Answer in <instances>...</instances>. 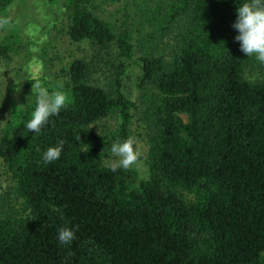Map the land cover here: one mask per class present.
<instances>
[{
	"label": "trees",
	"instance_id": "trees-1",
	"mask_svg": "<svg viewBox=\"0 0 264 264\" xmlns=\"http://www.w3.org/2000/svg\"><path fill=\"white\" fill-rule=\"evenodd\" d=\"M14 1L0 0V17ZM45 1L62 2L69 58L25 83L69 103L39 135L26 127L36 100L0 116V264H264V63L233 27L246 0H133L114 20L104 0ZM19 37L11 21L0 58ZM132 122L146 146L141 178L110 168ZM62 227L76 230L67 245Z\"/></svg>",
	"mask_w": 264,
	"mask_h": 264
},
{
	"label": "rangeland",
	"instance_id": "rangeland-1",
	"mask_svg": "<svg viewBox=\"0 0 264 264\" xmlns=\"http://www.w3.org/2000/svg\"><path fill=\"white\" fill-rule=\"evenodd\" d=\"M132 1L104 0L101 2L103 16L109 20L122 18ZM62 6V2L50 4L45 0H15L9 6L8 17L16 22L20 37L12 46L9 57L0 58V116L4 120L9 118L13 106L36 100V95L32 93L33 85L26 84V80L38 76L54 78L56 70L67 62L70 45L64 30L66 12ZM3 33L5 29L0 30V38ZM255 70H248L247 74H254ZM129 72L125 83L134 98L132 90L136 67L132 66ZM183 117L185 119L186 115L183 114ZM131 127V138L136 141L141 153L138 164L133 168L141 178L147 175L146 146L139 135L137 123L132 122ZM8 187L9 177L0 160V206L5 205L4 199H8L5 198Z\"/></svg>",
	"mask_w": 264,
	"mask_h": 264
},
{
	"label": "clouds",
	"instance_id": "clouds-1",
	"mask_svg": "<svg viewBox=\"0 0 264 264\" xmlns=\"http://www.w3.org/2000/svg\"><path fill=\"white\" fill-rule=\"evenodd\" d=\"M10 24L11 19L9 17H0V30L6 29ZM233 27L239 31V35L235 39L241 42V51L247 56L254 55L261 63H264V0H246L239 5L238 19ZM33 81L32 93L36 95V108L26 127L29 132L39 135L41 130L49 124V118L53 115H59L61 109L68 106L69 101L62 89L49 91L39 80ZM93 126L91 125L87 130ZM63 147V140L59 141L58 146L49 147L43 153V163L49 164L58 160ZM110 152L117 158L110 163L112 171L121 168L131 169L138 164L141 156L136 141L131 137L123 142L113 143ZM75 231L70 227L60 228L58 231L59 243L62 245L71 243L75 239Z\"/></svg>",
	"mask_w": 264,
	"mask_h": 264
}]
</instances>
